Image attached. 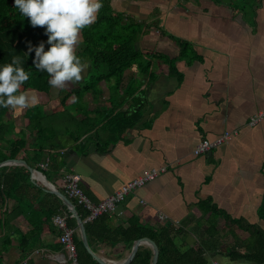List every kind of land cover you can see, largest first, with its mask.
Returning a JSON list of instances; mask_svg holds the SVG:
<instances>
[{
	"label": "crops",
	"instance_id": "0c3cea01",
	"mask_svg": "<svg viewBox=\"0 0 264 264\" xmlns=\"http://www.w3.org/2000/svg\"><path fill=\"white\" fill-rule=\"evenodd\" d=\"M111 3L114 10L124 14L125 20L130 17L151 25L148 33L140 34L137 46L147 60L154 55L150 71L156 76L149 79L137 71L136 65L125 70V84L133 79L139 83L138 90L126 100H112L113 81H102L100 92H87L82 100L91 123L115 110L77 142L64 131L59 139L64 148L59 151L72 152L63 155V166L58 174H52L50 181L60 189L64 173L77 174L81 188L98 204L144 172L166 167V173L132 192L118 205L110 216L113 226H127L133 216L150 225L178 221L186 231L178 239L183 245L192 246L198 242L196 231L201 226L203 233L208 226V215L203 218L197 204L210 198L231 217L264 230V219L258 215L264 205V118L256 125L249 124L252 117L264 110V0H112ZM163 31L191 42L201 56V60L191 63L187 60L176 63L180 81L170 75L169 66L162 59V56L176 57L178 44ZM85 70L81 81L73 82L72 89L84 84L89 63ZM64 87L69 89L66 83ZM28 92L37 96V104L44 105L47 113L62 109L57 88L50 94ZM56 94L58 99H52ZM138 111L141 115L138 123L128 127L120 137L121 126L114 114L133 115ZM71 113L75 121L85 118L82 113ZM69 127L74 130V125ZM235 130L238 135L228 142L207 154L194 155L200 141ZM51 153L52 150H46L45 159L50 160ZM162 214L167 216L166 222L159 221ZM12 224L22 233L31 229L24 216ZM222 224L225 225V220L221 218L219 230L224 227ZM53 225L56 227L54 221ZM74 229L79 236L78 229ZM58 232L57 227L53 232L46 226L36 246L26 254L20 251V237L14 234L10 246L0 255V264H69ZM241 232L236 230L242 240L249 236L248 233L242 236ZM234 242L233 237H225L222 248ZM90 245L97 254L114 261L119 260L115 257L123 250L122 244L115 248L94 241ZM129 250L124 251L123 257ZM212 261L256 264L232 259L224 252Z\"/></svg>",
	"mask_w": 264,
	"mask_h": 264
},
{
	"label": "trees",
	"instance_id": "16d2710c",
	"mask_svg": "<svg viewBox=\"0 0 264 264\" xmlns=\"http://www.w3.org/2000/svg\"><path fill=\"white\" fill-rule=\"evenodd\" d=\"M111 1L102 0L103 6L97 14L96 21L80 32L79 45H82V48L76 54L89 63V71L81 87L71 91L65 87L58 89L61 110L47 113L42 104L31 106L24 113L25 127L16 131L13 121L6 118L9 108H0V162L7 159H24L28 165L42 171L52 181V174H58L64 162L63 153L59 151L64 148V144L59 140L64 131L71 134L72 139L77 142L97 124L103 123L115 110L102 114L100 116L102 120L98 119V122L91 123L89 110L83 104V96L91 91L100 92L102 81L107 83L113 81L112 100L123 98L126 100V97L132 96L139 88L137 86L139 83L134 79L127 84L123 82L125 70L134 65L137 66V71L148 75L149 79L156 76L150 71L154 55H149L147 60L137 46L140 34L148 33L151 25L139 23L130 17L125 20L123 13L114 10ZM163 32L178 44L179 54L176 57L161 56L169 66L170 75L180 81L181 74L176 63L181 60L191 63L201 60V56L196 53L191 42ZM46 40L44 28L32 27L28 18L21 16L15 8L14 0H0V65L10 63L13 57H19L21 66L31 73L30 79L21 86L20 91L33 90L50 94L54 88L48 84L49 75L33 66L35 53L32 52L30 55L26 53L29 42L38 45ZM47 48L48 45L45 46V50ZM121 87L124 88L122 93ZM71 97H74L73 101H70ZM115 105H119V102ZM71 112L82 113L84 120L75 121V116ZM114 117H117L121 126L119 129L121 137L122 132L128 127L138 123L141 115L139 111L133 115L117 112ZM69 124L74 125V130L70 129ZM46 150L53 151L50 154V168L41 170L39 163L45 159ZM73 202L79 215L86 220L89 212ZM197 205L203 218L208 215L206 221L208 226L203 233L200 226L196 231L198 242L192 246L183 245L178 239L186 233L184 227L170 223L143 224L136 216L128 219L127 226L115 227L109 213L85 222L88 239L90 243L103 242L115 248L122 244L123 250L115 257L116 259L123 258L124 251L131 249L136 240L146 237L155 241L159 247L157 264H213L212 258L221 252L228 254L232 259H245L251 263L264 264V230L261 227L244 219L231 217L218 208L210 198L200 200ZM56 215H66L68 226L77 228L76 220L71 217L62 201L56 195L47 192L42 185L35 183L26 167L0 168V231L3 233L0 236V255L10 246L14 234L20 237L19 249L26 254L29 249L36 246L46 226L55 231L53 217ZM258 215L264 219V205L259 209ZM19 216H24L31 225L27 233H22L12 224ZM221 218L225 220L223 235L222 230L217 228L218 220ZM238 229L249 236L242 240L236 233ZM225 237H233L234 244L222 248ZM74 239L79 264H99L87 252L77 234ZM152 256L151 248L141 246L130 264H151Z\"/></svg>",
	"mask_w": 264,
	"mask_h": 264
},
{
	"label": "clouds",
	"instance_id": "9594fccd",
	"mask_svg": "<svg viewBox=\"0 0 264 264\" xmlns=\"http://www.w3.org/2000/svg\"><path fill=\"white\" fill-rule=\"evenodd\" d=\"M14 5L32 27L44 28L47 40L38 45L29 42L26 53H35L32 64L49 75L48 84L63 89L66 82L81 81L88 63L76 54L79 34L96 21L102 0H14ZM30 76L19 57L0 65V108L22 110L38 103L35 94L20 91Z\"/></svg>",
	"mask_w": 264,
	"mask_h": 264
},
{
	"label": "built area",
	"instance_id": "2783aa9c",
	"mask_svg": "<svg viewBox=\"0 0 264 264\" xmlns=\"http://www.w3.org/2000/svg\"><path fill=\"white\" fill-rule=\"evenodd\" d=\"M264 118V110L258 115L250 119V125H256ZM238 135V131H226L222 135L216 137L215 139L209 140L204 139L198 143L194 149V155H204L210 152L212 149L228 142L231 138ZM50 160L46 158L42 161L39 166L41 170H48ZM167 172L166 167L152 168L137 178L131 180L130 182L122 185L117 191L112 195L104 199L98 204L92 202V200L87 196L84 190L80 186V176L74 173L66 172L61 176L60 190L65 193L72 201H75L78 205L86 209L89 214L85 220L93 221L99 215L104 213H113L116 212L118 205L124 201V199L131 194L132 192L142 188L148 182L155 180L160 175ZM159 221L166 222L167 216L162 214L159 215ZM54 224L61 231L59 240L64 246V249L68 255L69 264H79L78 262V252L77 246L75 243V232L76 230L72 227H69L67 224L66 215H56L53 217ZM176 226L181 224L177 221L174 223Z\"/></svg>",
	"mask_w": 264,
	"mask_h": 264
},
{
	"label": "water",
	"instance_id": "95a60500",
	"mask_svg": "<svg viewBox=\"0 0 264 264\" xmlns=\"http://www.w3.org/2000/svg\"><path fill=\"white\" fill-rule=\"evenodd\" d=\"M226 2H229L230 0H223ZM70 152H72L71 149H67L66 151H64L63 155L67 156ZM4 166H24L26 167L30 173H31V179L35 182V183H40L41 185L44 186V188L46 189L47 192L56 195L61 201L62 203L66 206L67 210L69 211L71 217H73L76 220V225H77V229L79 232V236L80 239L82 241L83 246L85 247V249L87 250V252L92 256V258L97 261L99 264H130L132 262V260L134 259L138 249L141 246H146L151 248L153 256H152V262L151 264H157L158 260H159V247L156 244L155 241L151 240L150 238H141L136 240L131 249L128 251V253L125 255V257L119 259V260H110L106 257H103L99 254H97L91 247L90 243H89V239H88V235H87V231H86V226H85V220H83V218L79 215V212L76 208L75 203L65 194L63 193L59 188H57L48 178L47 176L31 167L30 165H28L27 161H25L24 159H7L4 161L0 162V168L4 167ZM40 174L41 176H43L44 178V182L40 181L37 178V175Z\"/></svg>",
	"mask_w": 264,
	"mask_h": 264
},
{
	"label": "rangeland",
	"instance_id": "374dc122",
	"mask_svg": "<svg viewBox=\"0 0 264 264\" xmlns=\"http://www.w3.org/2000/svg\"><path fill=\"white\" fill-rule=\"evenodd\" d=\"M80 35V34H79ZM80 37V36H79ZM82 48V45H77L76 47V53H78L80 51V49ZM86 74V70H84L83 74H82V77ZM67 86L69 87L68 90H71L73 87H74V83L72 81H69V82H66ZM55 93V91L53 92V94ZM59 95V94H58ZM57 97V98H56ZM52 99H58V96L57 94L53 96ZM27 108V107H26ZM22 109V110H13L11 107H9V112L6 116L7 119H10L11 121L16 122L17 124H14V126L17 127L14 128L16 131H18V129H20L21 127L24 128L25 127V123H26V120L24 118V113H25V109ZM52 107L49 105L48 106V109H51ZM21 128V129H22ZM224 226V224L221 225V227ZM224 227L222 228V231H223ZM241 235L244 236L246 235L245 232H241ZM198 238V236H197ZM229 238V237H228ZM225 241V240H224Z\"/></svg>",
	"mask_w": 264,
	"mask_h": 264
},
{
	"label": "bare ground",
	"instance_id": "6f19581e",
	"mask_svg": "<svg viewBox=\"0 0 264 264\" xmlns=\"http://www.w3.org/2000/svg\"><path fill=\"white\" fill-rule=\"evenodd\" d=\"M37 178H38L40 181H43V182H44V178H43V176H41L40 174L37 175Z\"/></svg>",
	"mask_w": 264,
	"mask_h": 264
}]
</instances>
